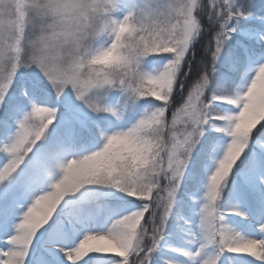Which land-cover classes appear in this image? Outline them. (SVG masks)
Masks as SVG:
<instances>
[{"label":"snow or ice","instance_id":"1","mask_svg":"<svg viewBox=\"0 0 264 264\" xmlns=\"http://www.w3.org/2000/svg\"><path fill=\"white\" fill-rule=\"evenodd\" d=\"M0 264H264V0H0Z\"/></svg>","mask_w":264,"mask_h":264}]
</instances>
